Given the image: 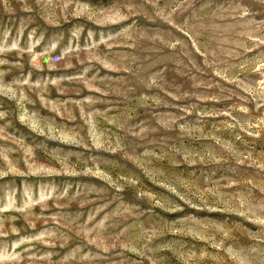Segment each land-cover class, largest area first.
Wrapping results in <instances>:
<instances>
[{"label": "rangeland", "instance_id": "rangeland-1", "mask_svg": "<svg viewBox=\"0 0 264 264\" xmlns=\"http://www.w3.org/2000/svg\"><path fill=\"white\" fill-rule=\"evenodd\" d=\"M0 264H264V0H0Z\"/></svg>", "mask_w": 264, "mask_h": 264}]
</instances>
